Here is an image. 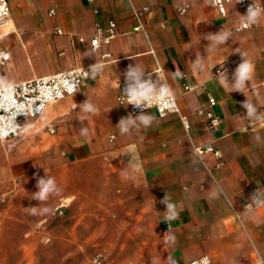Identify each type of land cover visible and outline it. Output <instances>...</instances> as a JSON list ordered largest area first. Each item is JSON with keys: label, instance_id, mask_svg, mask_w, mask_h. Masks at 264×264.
<instances>
[{"label": "crops", "instance_id": "0c3cea01", "mask_svg": "<svg viewBox=\"0 0 264 264\" xmlns=\"http://www.w3.org/2000/svg\"><path fill=\"white\" fill-rule=\"evenodd\" d=\"M258 3L264 6V0ZM8 4L14 32L0 37V49L10 53L1 69L8 81L78 66L90 70L96 63L104 68L95 78L89 73L76 93L25 121L18 141H0V192L6 197L0 203V264H168V256L186 263L202 255L212 264H261L264 208L249 216L245 207L256 190L264 191V120H249L242 104L248 99L264 113V17L258 25L233 31L238 9L229 5L220 17L210 0ZM182 5L187 9L178 13ZM142 6L149 8L147 37L131 30V9ZM109 20L118 34L103 50L110 52L106 59L91 50L89 38ZM222 29L230 39L208 51L205 37ZM240 53L255 66L243 92L222 82V71L234 82L243 62ZM197 55L204 59L202 72L192 67ZM136 64L145 73L161 68L156 80L159 76L171 87L187 129L175 114L160 118L148 110L155 117L150 127L121 135L116 126L131 113L117 103L118 82ZM177 70L188 83L203 87L185 91L180 78H173ZM208 94L216 99L214 113L221 118L215 132L194 112L207 104ZM87 100L98 109L95 114L81 110ZM83 127L87 136L81 134ZM205 144L220 150V161L210 152L194 151ZM126 152L138 153L142 174L125 177L122 170L131 161ZM47 174L61 191L41 204L32 194L38 191L37 179ZM217 185L222 192L213 198ZM166 193L179 211L168 228L162 226ZM60 204L64 215L53 216ZM45 207L51 210L47 214L41 212ZM165 233L175 237L174 244L166 242Z\"/></svg>", "mask_w": 264, "mask_h": 264}, {"label": "built area", "instance_id": "2783aa9c", "mask_svg": "<svg viewBox=\"0 0 264 264\" xmlns=\"http://www.w3.org/2000/svg\"><path fill=\"white\" fill-rule=\"evenodd\" d=\"M91 1V0H90ZM212 7L220 17L226 15L227 7L233 5L238 9L240 13L239 23L233 28V31H242L250 27L245 28L243 26V16L247 13L248 7L254 2L259 5L258 0H210ZM187 9V6L178 7V13H183ZM149 8L147 6H142L140 8L132 7L131 18L133 20V25L131 30L134 32H141L147 37L145 15L147 14ZM54 10H50V14H53ZM14 32V24L11 19L10 7L8 0H0V37L8 35ZM55 32L60 34L61 30L55 28ZM118 34L117 25L115 21L109 20L105 26H97L92 35L89 38L90 48L93 52H100L102 58L108 59L110 57V52L104 48H107L112 39H114ZM80 40H83L81 38ZM93 41L96 43L93 44ZM149 52L155 54V50L149 47ZM10 60V53L6 49H0V76L1 69L5 67ZM82 69L84 71H89L86 66L73 67L65 71H60L51 75H45L40 77H35L28 80H23L19 82L12 83L15 86V92L12 96L0 98V115H6L5 109H11L15 111L20 109L23 112L19 113L15 118V123L20 127L12 132H5L4 138L0 141L4 144H12L18 141L23 132L24 122L30 118H37L45 111L46 107L55 101L61 100L67 96L73 95L80 88H82L89 78V75L84 76L82 74ZM218 69H216V72ZM161 68L158 66L154 71L149 72L151 74V79L156 81L157 74H161ZM146 73V77L147 74ZM182 82V88L185 91L194 89L196 87H203V85L188 83L186 75ZM75 87L77 91L71 94L70 89ZM119 91L116 97L117 103L119 105H124L128 108L129 112L133 115L141 113V109L137 108L131 104H127V98L123 95V91L126 87L125 79L118 82ZM216 105V99L208 94V102L205 106L197 108L194 112L196 115L204 117L206 126L209 131L215 132L220 123L221 118L214 113V106ZM148 110H153L158 117L163 118L170 114H175L179 117L183 126L188 128V119L185 114L180 110L178 102L174 94L171 97L165 96L161 100L157 101ZM49 131H54V126L51 124L49 126ZM194 151L197 154H203L205 152L212 153L215 158L220 161L221 152L218 148L211 144L199 145L194 147ZM220 165L218 162L217 166ZM5 195L0 192V203L5 202ZM249 205V204H247ZM64 214V205L60 204L56 206L53 211V216H62ZM164 228H168L169 224L164 221L162 223ZM207 255H202L196 259H193L186 263H175V264H202V260ZM210 260V258H209ZM210 264H212L210 260Z\"/></svg>", "mask_w": 264, "mask_h": 264}, {"label": "clouds", "instance_id": "9594fccd", "mask_svg": "<svg viewBox=\"0 0 264 264\" xmlns=\"http://www.w3.org/2000/svg\"><path fill=\"white\" fill-rule=\"evenodd\" d=\"M239 2V0H238ZM243 16V26L245 28L250 27L252 25H258L261 17H264V6L257 5L256 3H252L248 9L247 13ZM231 33L222 29L216 34H208L205 39L209 41V49L210 52H215L216 47L221 44H225L230 39ZM96 42L93 41V44ZM243 57V62L238 65L234 73V82L229 83L226 72L222 71V82L225 85L231 84L232 91H240L243 92L244 88L247 87V82H250L253 73L255 71L254 64L245 58L244 53H240ZM215 66V65H214ZM192 67L194 70L203 71L204 70V59L201 56L197 55L195 62H192ZM104 66L96 63L91 66L89 71H84L82 69V74L84 76L91 74L93 78L96 75L103 71ZM173 78H184V74L180 71H175L173 74ZM125 81L126 87L123 91V95L127 98V104H131L137 108H140L141 114L137 116H132L129 114L127 117L121 118L118 125L116 127L119 128L121 135L129 134L131 130L135 128H139L143 126L145 128L150 127L153 123L155 117L148 113L147 109H149L152 105L157 103V101L161 100L165 96L171 97L173 95V91L171 87L167 84L166 80H162L159 76L156 81L151 79V74L145 73V69L140 65L136 64L135 66L129 65L126 73H125ZM77 89L73 87L70 89L71 94H73ZM15 92V86L6 79L4 76H0V98L10 97ZM231 92V91H230ZM242 107L246 110L245 114L249 120H264V113H260L255 104H253L250 100H246ZM85 113L95 114L98 109L89 101L83 103V108L81 109ZM6 115H0V139L4 138L5 132H12L17 130L20 126L15 123V118L19 113L23 111L20 109H16L15 111L11 109H5ZM81 134L87 136L88 129L83 127L81 129ZM259 139V137H255ZM131 154V161L127 165L126 168L122 170L125 174L126 178H131V176L135 174H142L143 167L142 163L139 160L138 153L135 152H126ZM46 171V170H45ZM47 173V172H46ZM38 191L32 194V198L41 202V204H45L49 197L52 195H57L61 191L59 186L56 183L54 177L49 176L39 177L37 179L36 185ZM222 192L219 185L216 186V191L211 193L213 198H217ZM162 204L166 206L165 216L163 218L164 221L171 222L177 219L179 215V211L177 205L171 202V198L166 193L164 199L161 201ZM247 213L249 216L255 214L257 209L264 208V191L256 190L251 197V204L246 205ZM36 207H33V214H36ZM51 210L47 207L43 208L41 212L43 214L49 213ZM166 242L170 244L175 243V237L165 233ZM168 264H175V261L172 260L170 256L167 258ZM202 264H210V260L208 257H204L202 260ZM261 264H264V259L261 260Z\"/></svg>", "mask_w": 264, "mask_h": 264}, {"label": "rangeland", "instance_id": "374dc122", "mask_svg": "<svg viewBox=\"0 0 264 264\" xmlns=\"http://www.w3.org/2000/svg\"><path fill=\"white\" fill-rule=\"evenodd\" d=\"M13 33V32H12ZM11 34V33H10ZM9 35V34H8ZM25 124V123H24ZM64 215V214H63Z\"/></svg>", "mask_w": 264, "mask_h": 264}]
</instances>
